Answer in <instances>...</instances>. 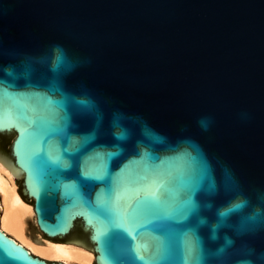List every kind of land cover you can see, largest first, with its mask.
Here are the masks:
<instances>
[{
    "label": "water",
    "instance_id": "1",
    "mask_svg": "<svg viewBox=\"0 0 264 264\" xmlns=\"http://www.w3.org/2000/svg\"><path fill=\"white\" fill-rule=\"evenodd\" d=\"M0 164L95 264H264V0H0Z\"/></svg>",
    "mask_w": 264,
    "mask_h": 264
},
{
    "label": "bare ground",
    "instance_id": "2",
    "mask_svg": "<svg viewBox=\"0 0 264 264\" xmlns=\"http://www.w3.org/2000/svg\"><path fill=\"white\" fill-rule=\"evenodd\" d=\"M31 217L35 218L34 208L17 194L12 171L0 164V230L32 254L62 262L94 264L93 252L83 244L31 236L28 232Z\"/></svg>",
    "mask_w": 264,
    "mask_h": 264
},
{
    "label": "snow or ice",
    "instance_id": "3",
    "mask_svg": "<svg viewBox=\"0 0 264 264\" xmlns=\"http://www.w3.org/2000/svg\"><path fill=\"white\" fill-rule=\"evenodd\" d=\"M159 192V185L147 182L126 188L124 195L127 197V203L126 207L123 209L122 215L134 221L136 210L141 205L155 203L159 198ZM126 234L129 237V241H131L132 250L138 251L139 246L137 244V240L140 236V232L133 228L131 233L126 232ZM0 251H3L16 258H22L26 256V254L23 253L17 245H15L12 241L7 240L6 237L2 236H0Z\"/></svg>",
    "mask_w": 264,
    "mask_h": 264
},
{
    "label": "rangeland",
    "instance_id": "4",
    "mask_svg": "<svg viewBox=\"0 0 264 264\" xmlns=\"http://www.w3.org/2000/svg\"><path fill=\"white\" fill-rule=\"evenodd\" d=\"M23 199L25 200V198L23 197ZM26 202V201H25ZM29 205H32V202H26ZM36 218L31 217L28 221V232L31 236L37 237L40 236V238H43V234L39 231L38 227L36 226ZM75 240H80L83 241V239H75ZM58 241V240H57ZM84 242V241H83ZM89 250L92 251V248H88ZM93 252V251H92ZM95 264V263H94Z\"/></svg>",
    "mask_w": 264,
    "mask_h": 264
}]
</instances>
